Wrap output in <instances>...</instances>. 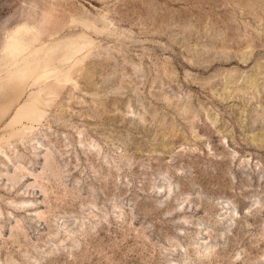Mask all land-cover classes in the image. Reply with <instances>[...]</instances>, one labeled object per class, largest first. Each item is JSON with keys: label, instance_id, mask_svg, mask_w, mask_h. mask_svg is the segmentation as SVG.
Here are the masks:
<instances>
[{"label": "rangeland", "instance_id": "rangeland-1", "mask_svg": "<svg viewBox=\"0 0 264 264\" xmlns=\"http://www.w3.org/2000/svg\"><path fill=\"white\" fill-rule=\"evenodd\" d=\"M36 1L92 44L39 123L0 98V264H264V0Z\"/></svg>", "mask_w": 264, "mask_h": 264}, {"label": "bare ground", "instance_id": "bare-ground-1", "mask_svg": "<svg viewBox=\"0 0 264 264\" xmlns=\"http://www.w3.org/2000/svg\"><path fill=\"white\" fill-rule=\"evenodd\" d=\"M51 11L46 4L44 12L40 11L38 2L31 0L21 12L24 17L21 21L13 25L8 20L0 26V73L2 70L9 72L7 78H0V98L11 88L16 95L21 93L20 98L18 95L15 99L19 106L8 125L21 123L23 118L39 123L44 117L41 95L52 87L47 80L53 77L55 85L68 81L70 73L62 70L61 65L70 64L83 47L92 44L86 37H81L55 41L48 47L44 46L42 42L47 35ZM42 53L44 59L40 57ZM72 65H69L70 68ZM13 79H21L23 83H2ZM22 98L23 102H19ZM12 106V103L7 105L4 113L0 109V121L10 113ZM27 129L23 127L17 133H24ZM46 158L49 159L50 155H46Z\"/></svg>", "mask_w": 264, "mask_h": 264}]
</instances>
